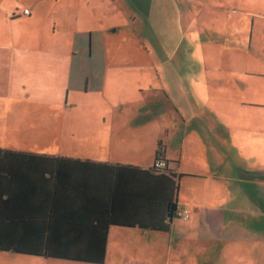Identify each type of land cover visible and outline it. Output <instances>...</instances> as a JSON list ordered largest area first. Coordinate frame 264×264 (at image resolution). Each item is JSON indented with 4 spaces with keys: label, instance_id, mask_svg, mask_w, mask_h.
I'll use <instances>...</instances> for the list:
<instances>
[{
    "label": "crops",
    "instance_id": "obj_1",
    "mask_svg": "<svg viewBox=\"0 0 264 264\" xmlns=\"http://www.w3.org/2000/svg\"><path fill=\"white\" fill-rule=\"evenodd\" d=\"M226 1L187 0L186 4L192 18L200 20L199 14L213 15L211 18H218L217 13L226 7ZM1 2L14 6L4 13L5 16L14 21L21 19L27 23L37 15L35 8L39 12L41 8L37 6H42L45 0H28V2L0 0ZM55 2H64V0H55ZM72 2L78 5L85 4L88 9L84 14L81 6L77 7L76 18L81 24H83L81 20L93 19L99 14L94 8L93 0H73ZM179 5V0H162L160 5L156 1L157 16L159 17L167 6L169 9L166 8L165 13L171 14L176 20ZM250 8L252 16L264 22V0H252ZM25 9L30 11L28 15L24 14ZM259 27L264 28L261 24ZM105 31L109 32L107 29ZM88 34L90 47L86 43L88 37L84 38L86 42L80 38L78 52L75 50L73 53L57 54L53 63H46L43 58L44 61L39 60L35 53H57V47L23 46L18 48L16 45L7 46L0 40V151L38 157H21L22 162L18 160L14 164L20 168V170L15 168V171L21 172L22 182H27L24 189L29 186L39 189L43 187V184L47 185L49 191L53 188L51 177L54 176L52 172L54 170H51L49 159L64 158L69 164V169L86 168L104 171L106 168L113 169L120 165L150 170L160 152L162 157L170 163V172L176 176L175 196L179 210H191L189 221L175 219L171 222L169 231L165 233L143 231L140 226L132 228L111 226L106 240V256L103 264H264V189L257 190L258 174L246 171L251 167H243V165H259L260 161L264 162V143L260 139L261 137L264 140V75L254 73L255 78H252L242 71L232 72L230 71L232 64L227 61L193 62L191 64L193 66L187 67L193 70V73L187 78L186 87L182 82L178 83L177 79L174 84L171 80L172 93L165 96L171 107L159 111L160 134L154 137L149 145L145 143L146 146L143 144L135 146V149H144L143 152L135 151L132 154L128 151L126 157H120L117 152L113 153L110 151L113 144L109 146L110 140L102 135L105 127H99L91 136L92 142L100 144L94 145L93 149L91 148L85 154L70 152L71 144L67 141L59 147L58 155H42L38 151L25 152L28 146L25 143L32 139L22 135L21 128L28 124L27 117L34 116L32 100L36 94L34 92L27 94L21 89H14L12 83L20 84L21 79H29L32 83L34 79L58 82L65 86V90L69 89V93L80 94L84 99L83 102L87 104L80 108V113L82 116H94L95 123L99 126H107L109 123L113 125L115 121L120 122V118L125 117L123 111L100 106L95 108L90 104L96 103L90 99L92 96H100L102 101L108 100V96L105 95L110 82L109 71L114 68L104 57L100 56V61L90 60L94 52L91 40L96 38L99 46L97 49L103 54L105 47L102 42L103 33L99 32L94 36L88 28L81 36H88ZM254 34L252 30L249 49L252 48ZM257 41H261L260 35L257 36ZM73 48H76L75 41ZM62 54H65L64 57L61 56ZM76 54H81L85 60L68 61L70 55ZM59 56L61 57L58 60ZM251 65L255 66V62ZM140 92L143 91L140 90ZM184 100L186 104L178 102ZM21 101L27 103L20 104ZM29 101L30 104H28ZM171 109L174 111L171 112ZM144 116L147 115H140V117ZM245 121L248 123L244 124ZM250 122L254 127L250 126ZM164 135H167L165 139ZM175 140L178 141V146L170 149L171 142ZM96 149H99L100 153H95ZM72 162L78 164H71ZM1 169L10 170V167L2 165ZM73 175L82 178L78 179L80 182L85 181L83 180L85 175L72 173L70 176ZM141 175L138 171L135 181H141ZM68 176L64 178L67 180ZM74 181L77 180L74 179ZM99 187L96 186L95 189ZM73 188V185L63 187L62 199L64 201L66 199L69 206L74 208L68 209L62 205L63 217H57L59 218L57 222L70 220L72 222L85 213L79 212L76 205L85 201L88 194ZM95 189V194H101L100 189ZM73 190L78 195H73ZM34 194L31 199L39 205V201L47 202L43 198L45 195L39 198L36 192ZM47 196L51 197L50 192ZM94 196V201H99L100 206L96 212L102 210L104 218L108 219L109 210L106 211V209L109 205L111 206V199L104 201L100 200L99 196ZM140 203V201L132 203L133 209L125 207L126 200L122 203L124 206L119 203L117 208H123L120 217L122 221L129 222L131 226L138 221H149V224L159 225L162 219H152L156 213L137 207ZM46 204L48 205L45 207L44 205L37 207L40 214L36 220L42 216L44 220L46 218L45 221H49V213L53 205L51 200ZM113 205L115 206L114 203ZM96 212L89 215L90 220L99 213ZM28 216L31 220V215ZM116 217H118L117 214ZM94 223L100 222L94 220ZM37 234V239L34 240L37 244L34 243L32 246H39L41 251L45 248L49 236L48 233L45 235L44 231L43 234L39 232ZM25 241L11 238L9 245L21 249L26 247L25 250H27L28 244L25 246ZM0 253L2 254L0 264H44L48 261L83 264L45 256L19 254L15 251L0 250ZM8 255L11 257H6Z\"/></svg>",
    "mask_w": 264,
    "mask_h": 264
},
{
    "label": "rangeland",
    "instance_id": "obj_2",
    "mask_svg": "<svg viewBox=\"0 0 264 264\" xmlns=\"http://www.w3.org/2000/svg\"><path fill=\"white\" fill-rule=\"evenodd\" d=\"M72 1L64 0L59 4L55 0H45L42 6H37L41 8L39 12L35 8L37 15L27 23L5 16L4 13L14 6L1 2L0 40L7 46L16 45L18 48L57 47V53H35L39 60L53 63L57 54L73 53L75 50L78 52L80 38L85 41L84 38L88 37L85 42L88 47L91 46L90 35L81 36L83 31L89 28L94 36L99 32L103 33L105 53L98 51L95 38L91 40L94 52L92 57L90 55V60L100 61L101 56L114 68L109 71L110 82L105 95L108 96V102L102 101L100 96H92L90 99L96 103L90 104L95 108L100 106L123 111L125 117L120 118V122L115 121L113 125L109 123L107 126H99L95 123L94 116H82L80 113V108L87 105L80 94L69 93V89L65 90V86L58 82L34 79L32 83L29 79H21L20 84L12 83L13 88L21 89L27 94H36L32 100L34 116L27 117L28 124L21 128V134L32 139L25 143L28 145L25 152L58 155L59 147L67 141L71 144L70 152L85 154L94 145L100 144L91 141V136L99 127H105L102 135L110 140L109 146L113 144L110 151L117 152L120 157H126L128 151L132 154L135 151L143 152L144 149H135V146L145 143L149 145L160 134L159 111L171 107L165 97L172 93L171 80L174 84L177 79L178 83L182 82L186 87L187 78L193 73L187 67L193 66V62L227 61L232 64V72L242 71L252 78H255L254 73L264 75V28L259 27V24L263 27L264 22L252 16V0H227L226 7L217 13L218 18L199 14L200 20H194L188 13L187 0H179L176 20L171 14L165 13L167 6L162 16H157L155 2L160 5L162 0H93L94 8L99 14L93 19L81 20L83 24L78 22L76 10L81 6V11L85 14L88 9L85 4L78 5ZM106 29L109 32H104ZM252 30L255 34L252 48L249 49ZM258 35L261 36V41H257ZM74 41L76 48H73ZM82 59L81 54H76L70 55L68 61ZM252 62H255V66L251 65ZM178 102L186 104V100ZM30 103L29 101L28 104ZM72 104L75 106H71ZM141 114L147 116L140 117ZM247 123L245 121L244 124ZM250 126L254 127L251 122ZM166 136L164 135V139ZM260 139L264 143L261 137ZM175 146H178L176 140L171 142L170 149ZM245 166L251 167L246 171L258 174L257 190H263L264 162L260 161L259 165H243ZM44 264L69 263L48 261Z\"/></svg>",
    "mask_w": 264,
    "mask_h": 264
},
{
    "label": "trees",
    "instance_id": "obj_3",
    "mask_svg": "<svg viewBox=\"0 0 264 264\" xmlns=\"http://www.w3.org/2000/svg\"><path fill=\"white\" fill-rule=\"evenodd\" d=\"M21 157L38 158L34 155H15L12 152L0 151V250L3 252L15 251L19 254L45 256L76 263L103 264L106 256V240L111 226L124 228L140 226L143 231L165 233L169 231L171 222L177 219L179 207L175 196L177 191L176 176L173 172H170V163L162 157L160 152H158L155 161L164 159L168 165L167 168L162 170L156 169L154 166L150 170H140L133 166L120 165L115 166V169L106 168L104 171L86 168L69 169L66 159H49L51 170H54L52 171L54 176L51 177L53 188L50 191L47 189V185L44 184L39 189L31 186L24 189L27 182H22L21 172L15 171V168L19 170L20 168L14 165L18 160L22 162ZM71 164L77 165L78 163L72 162ZM2 165L10 167V170L1 169ZM138 171L142 174L141 181H135V178L138 177ZM72 173L85 175L83 177L85 181L80 182L78 179L82 178H79V176H70ZM65 176H68L67 180L64 178ZM74 179L77 181H74ZM21 182L23 183L22 186ZM70 185H73V189H80L83 194H88L85 201L80 205H76L79 212L85 213L72 222L71 220L69 222H57V220L59 221L57 217H63L62 205L68 209L74 208L69 206L66 199L65 201L62 199L63 187ZM96 186L100 187L95 189ZM94 189H100L101 194H95ZM139 191L141 192L138 193ZM35 192L39 198L45 195L43 198L47 202L49 200L52 202L53 207L50 208L49 221H45L46 218L44 220L42 216L36 220V217L40 214L37 207H42V205L45 207L48 204L39 201V205L34 199H31ZM49 192L51 197L47 196ZM74 194L78 195L75 190H73ZM94 195L99 196L100 200L104 201L111 199V206L109 205V208L106 209V211L109 210L107 213L108 219L104 218L102 210L97 211L99 213L96 212L100 206L98 205L99 201H94ZM138 196H140L139 199ZM61 200L63 201L61 202ZM125 200L127 209H133V204L140 201L141 203L137 204V207L156 213L152 216V219H162L161 223L159 225L149 224L146 219L148 222L138 221L131 226L129 222H123L120 218L123 208L117 207L119 203L124 206L122 203ZM94 211L97 213L96 217L90 220L89 215L94 214ZM106 211L104 210V213ZM115 212L118 217H116ZM28 215H31V220H29ZM94 220H98L100 223L95 224ZM43 231L45 235L48 233L49 237L45 248L39 251V246L33 247L32 245L37 244L34 241L37 239V233L43 234ZM11 238L22 242L26 240L24 245L28 244L27 250H25L26 247L21 249L10 246L9 240Z\"/></svg>",
    "mask_w": 264,
    "mask_h": 264
},
{
    "label": "built area",
    "instance_id": "obj_4",
    "mask_svg": "<svg viewBox=\"0 0 264 264\" xmlns=\"http://www.w3.org/2000/svg\"><path fill=\"white\" fill-rule=\"evenodd\" d=\"M29 13L30 11L28 9L24 10V14L28 15ZM167 166V162L164 159H159L154 163V167L160 170L167 168ZM190 212L191 210L189 209L179 210L177 212V217L183 221H188L190 219Z\"/></svg>",
    "mask_w": 264,
    "mask_h": 264
},
{
    "label": "clouds",
    "instance_id": "obj_5",
    "mask_svg": "<svg viewBox=\"0 0 264 264\" xmlns=\"http://www.w3.org/2000/svg\"><path fill=\"white\" fill-rule=\"evenodd\" d=\"M155 163V162H154ZM154 166V165H153ZM177 219H179L178 217H177ZM179 220H181V219H179ZM183 221V220H182ZM189 221V220H188Z\"/></svg>",
    "mask_w": 264,
    "mask_h": 264
}]
</instances>
